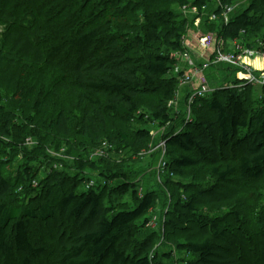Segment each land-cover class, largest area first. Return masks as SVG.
<instances>
[{
  "label": "trees",
  "instance_id": "16d2710c",
  "mask_svg": "<svg viewBox=\"0 0 264 264\" xmlns=\"http://www.w3.org/2000/svg\"><path fill=\"white\" fill-rule=\"evenodd\" d=\"M109 1L112 0L40 1L45 16L65 18L71 12L74 14V21L63 25L67 32L54 36L61 22L50 28L46 20L39 23L33 3L21 10L17 1L0 0V60L23 61L43 70L51 67L42 98L52 88L58 93L60 89L73 93L74 106L55 113L49 124L60 135L63 145L71 142L74 132L82 137L94 131L99 133V126L106 124L109 116L127 123L136 119L158 122L160 127L172 121L169 103L180 88L178 77L173 74L178 62L173 54L187 48L186 36L192 26L182 10L185 5L199 9L207 29L202 35L213 33L219 41L238 38L251 48L261 44L264 52V0H252L248 8L234 9L228 24L209 17L221 13L219 4L234 6V0H114V4ZM223 66L228 69L225 77L230 83L233 70ZM218 67L212 66L209 71ZM233 80L239 82L234 77ZM39 103L40 107L43 101ZM142 108L149 112L141 111ZM192 110L195 119L192 116V121L182 122L180 130L174 127L163 136L167 149L181 152L163 159L164 170L176 174L199 161L213 167L212 172L222 185L233 177L242 182L263 178L264 90L261 97H256L253 85L242 87L234 83L219 87L197 99ZM9 120L3 128L8 134ZM15 120H20V114H13L11 121ZM151 133L150 126L137 130L136 137L145 142L144 147ZM129 137L119 131L116 139L110 136L109 140L118 147L128 146ZM77 148L76 159L81 162L79 184L86 186L92 180L85 173L88 165L83 160L88 145L82 142ZM3 159L0 151V163ZM24 172L23 184L0 173V264H43L47 257L48 264H160L158 253L168 243L167 227L185 235L176 240L174 248L162 251L165 259L176 258L178 264H247L241 250L244 240L229 228H222L219 217L200 215L195 207L201 197L213 205L233 199V194L226 196L228 189H198L188 204L176 199L184 211L179 213L181 210L173 202L174 213L184 217L183 224L168 218L169 212L162 222L166 231L160 233L148 226L156 219L151 210L159 203L158 191L142 184L139 187L140 182L127 170L112 175L100 171L103 182H94L89 189L64 192L59 198L53 197V187L60 185L61 179L50 178L46 193L37 191L39 202L32 207L15 205L13 200L28 197L25 188H35L33 182L37 177L32 168L26 167ZM112 182L116 183L111 185ZM114 192H130L133 205L119 207L110 198ZM35 220L56 222L61 231L57 240L35 243L31 237ZM254 220H258L257 216ZM136 231L141 238L139 250L134 246L128 252L124 243L136 239ZM257 235L250 262L264 264V229L258 230Z\"/></svg>",
  "mask_w": 264,
  "mask_h": 264
},
{
  "label": "rangeland",
  "instance_id": "374dc122",
  "mask_svg": "<svg viewBox=\"0 0 264 264\" xmlns=\"http://www.w3.org/2000/svg\"><path fill=\"white\" fill-rule=\"evenodd\" d=\"M40 1L42 0H14V2L19 4L21 10L28 8L29 2L33 3V6H35L34 14L38 16L39 23L46 20L49 28L61 22L58 25L60 30L55 31L52 35L65 34L67 30H63V25L65 22L74 21L73 12L67 14L65 18H62L61 15L58 17L51 14L45 16L46 14L42 13ZM48 1L45 0V3H48ZM251 2L252 0H234V9L248 8ZM108 3L114 4L116 2L112 0ZM42 8L44 12V7ZM186 15L192 24L186 40L190 39L191 41H188V43L192 45V48L194 46L193 49L188 48L192 51L196 63L202 65L206 54L200 48L198 38L206 29L205 21L201 18L200 22L196 23L197 15L196 18L194 13ZM214 42L216 43V39ZM260 62L256 66L257 68L264 67L263 61ZM51 73V67L43 70L40 67H32L23 61L0 60V151L4 156L3 161L0 163V173L8 178L12 177L14 181L18 180V184H23L24 169L30 167L37 177L33 182L34 189L30 191L29 188H25L28 191V197L23 196L22 199L14 197L15 205L23 204L24 206L32 207L38 203L37 195L39 193L37 191L45 194L46 184L50 178L54 179L57 177L62 182L60 185H54V198H59L64 192L73 189L79 188L81 190V188H85L86 186L79 184L81 162L77 161L75 154L76 150H79L77 145L85 142L88 145L87 157L83 159L86 160L88 165L85 173L94 182H103L100 171L112 175L115 171L127 170L135 180L137 178L140 182L139 187L145 185L147 189L158 191L159 203H157L155 209L151 210V215L155 216L154 218L156 219H154L153 224L148 225L149 228L156 232L164 233L166 231L162 227V222L165 218L167 219L169 212L171 213H169L170 217L168 218L175 219L177 223L183 224L181 220L184 217L181 214L174 213L176 209H173V202L177 210H181L179 213L184 211L176 202V199L180 200L182 204H188L191 196H194L195 191L198 189L203 190L209 187H219L221 190L228 189L226 196L233 194V199H227L220 205H213L207 203L201 197L198 199L200 203L195 204V207L200 215L219 217L221 220L219 225L222 228H229L233 235L238 234L242 238L241 241L244 240L241 249L242 254L246 255L247 264H251L250 260L257 246V231L264 229V176L257 182H242L237 177H233L229 182L224 183L225 185H222L223 183L213 174V167L199 161L195 165L182 168V171L176 174L168 173V170L161 168L164 158H168V155L173 156L181 153L178 150L167 149L163 136L171 132L174 127L177 130L182 128L189 92L204 82L213 90L227 85L233 86L234 83L240 84V82H226L225 76L228 74V69L225 66H220L212 72H205L203 77H198L194 83L180 88V97L175 102L169 103L172 121L167 126L160 127L158 122L150 123L147 120L141 121L137 119L134 122L127 123L119 117L109 116L106 124L99 126V133L94 131L90 136L82 137L74 132L71 142H69L70 145L67 144L68 146L61 143L60 135L53 131L49 124L55 113L61 109L69 110L74 106L73 93L71 90L62 89L58 93L52 88L47 97L42 98L47 75ZM254 90L256 97H261L264 87L255 85ZM42 101L43 103L39 107L38 102L41 103ZM141 111L149 112L148 108H142ZM193 111L192 116L195 119ZM15 113L20 114L19 121H11ZM200 116H202L201 118L205 117V115L201 114ZM6 119H10L8 121L9 134L3 130L6 126ZM143 126L152 128L151 139L148 140L147 147L143 146L145 142L138 140L136 137L137 130ZM119 131L129 134L128 146L119 145L118 147L114 144L115 141L114 143L110 141V136L116 139ZM99 135L101 136L100 139L97 137ZM162 142L165 144H162ZM123 147L127 148L123 149ZM128 148L131 149L126 150ZM82 153L85 154L84 151ZM230 154L232 158H235L234 152L230 151ZM141 178L142 181L140 180ZM116 182H120V179ZM115 183L112 182L111 185ZM110 198L119 207L125 208L131 207L134 202L130 192L125 194L114 192ZM163 211L164 215L161 217ZM254 215L257 216V221L254 220ZM167 230L169 232L168 243L165 242L162 248L159 249L157 263L178 264L176 258L174 260L163 258V250L174 248L176 240L183 238L185 233L179 232L174 227H167ZM59 231L56 222L46 223L35 220L33 221L31 237L35 243H38L37 241H43L44 243L55 242L61 234V231ZM137 232H135L136 236L134 237L136 239L128 240V242L124 243V245H128V252L132 251L134 246L139 250L141 238L137 236ZM250 239H253V241H249ZM153 241L156 242V239ZM136 243L138 246H136ZM154 246V249H156L157 245ZM48 261L49 257L43 264H48Z\"/></svg>",
  "mask_w": 264,
  "mask_h": 264
},
{
  "label": "built area",
  "instance_id": "2783aa9c",
  "mask_svg": "<svg viewBox=\"0 0 264 264\" xmlns=\"http://www.w3.org/2000/svg\"><path fill=\"white\" fill-rule=\"evenodd\" d=\"M221 13L210 14V20L215 21L223 19L228 24L231 19V14L234 11L233 5H222ZM205 8V7H204ZM185 14L194 13L198 16L196 23L200 22V11L195 6L185 5L182 8ZM216 39V43L214 40ZM200 48L204 50L206 57L204 56V63L199 65L196 63L194 55L189 48H185L181 52L174 53L173 56L178 60L175 65L173 74L178 77L180 88L194 83L196 79L203 77L205 72L209 71L212 66L228 65L232 70L233 77L236 81H239L242 87L245 85H259L264 87V67L257 68L254 61L257 59L264 61V52L261 50V44L258 47L251 48L241 39H232L228 41H219L217 36L213 33H207L198 38ZM192 50V49H191ZM230 73V72H229ZM229 86V85H227ZM179 88V90H180ZM179 90L174 98L173 102L180 97L181 92ZM216 90V89H215ZM206 82L201 83L197 88L192 89L189 92L186 100V112L183 122L192 121V107L196 100L205 97L207 94L214 92ZM172 102V101H171ZM162 144H165L162 142ZM166 163L162 162L161 168L165 169ZM94 186V181L91 180L87 183L86 187L89 189ZM153 224V221L150 225Z\"/></svg>",
  "mask_w": 264,
  "mask_h": 264
},
{
  "label": "crops",
  "instance_id": "0c3cea01",
  "mask_svg": "<svg viewBox=\"0 0 264 264\" xmlns=\"http://www.w3.org/2000/svg\"><path fill=\"white\" fill-rule=\"evenodd\" d=\"M188 41H191L190 39L189 40H186V44H187V46L186 47H189V48H192V45H190L189 43H188ZM185 44V45H186ZM193 48H194V46H193ZM192 48V49H193ZM260 61H263V60H260V59H257L256 61H255V65L257 66V65H259L261 62ZM263 63H264V61H263Z\"/></svg>",
  "mask_w": 264,
  "mask_h": 264
}]
</instances>
